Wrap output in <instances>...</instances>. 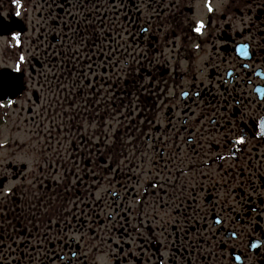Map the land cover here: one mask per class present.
I'll return each mask as SVG.
<instances>
[{"label": "flooded vegetation", "instance_id": "flooded-vegetation-1", "mask_svg": "<svg viewBox=\"0 0 264 264\" xmlns=\"http://www.w3.org/2000/svg\"><path fill=\"white\" fill-rule=\"evenodd\" d=\"M19 3L0 264H264V0Z\"/></svg>", "mask_w": 264, "mask_h": 264}, {"label": "snow or ice", "instance_id": "snow-or-ice-1", "mask_svg": "<svg viewBox=\"0 0 264 264\" xmlns=\"http://www.w3.org/2000/svg\"><path fill=\"white\" fill-rule=\"evenodd\" d=\"M13 3H15L17 5V7L20 6L19 0H13ZM207 7H208V11L209 12L213 11V8L211 6L210 0H209V3L207 4ZM16 15L17 16L20 15L19 11L16 12ZM204 27H205L204 21L203 20H198V21H195V27H194L193 30L195 32H197V33H202V29ZM14 35H18V34H14ZM239 50L242 51V49H239ZM245 54H247V53H245ZM19 59H20V61H23L24 58H23V56H21ZM17 70H19V66H18ZM8 103L11 104L12 101L9 100ZM2 106H4V105H0V107H2ZM238 142L241 143V144L245 142V138H244V136L242 134L239 136ZM5 179H7L6 175H0V186L3 185V182H4ZM11 191H12L11 188L5 189V192H7V193H10Z\"/></svg>", "mask_w": 264, "mask_h": 264}, {"label": "rangeland", "instance_id": "rangeland-1", "mask_svg": "<svg viewBox=\"0 0 264 264\" xmlns=\"http://www.w3.org/2000/svg\"><path fill=\"white\" fill-rule=\"evenodd\" d=\"M5 65V61H4V55L2 53V44H0V66H4ZM48 128L50 127V124H47ZM0 145H2L3 143L6 144V140L10 139L9 136H11L10 134V130L9 129H5L0 133ZM15 139V138H14ZM25 138H21V140H24ZM5 146V145H3Z\"/></svg>", "mask_w": 264, "mask_h": 264}, {"label": "water", "instance_id": "water-1", "mask_svg": "<svg viewBox=\"0 0 264 264\" xmlns=\"http://www.w3.org/2000/svg\"><path fill=\"white\" fill-rule=\"evenodd\" d=\"M4 89H6V81L3 79V74L1 73L0 74V92L2 93Z\"/></svg>", "mask_w": 264, "mask_h": 264}]
</instances>
